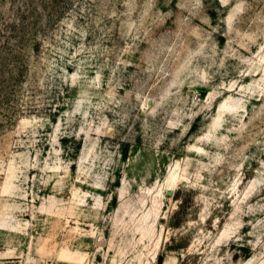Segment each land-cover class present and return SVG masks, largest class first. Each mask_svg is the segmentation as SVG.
I'll list each match as a JSON object with an SVG mask.
<instances>
[{
    "label": "rangeland",
    "instance_id": "obj_1",
    "mask_svg": "<svg viewBox=\"0 0 264 264\" xmlns=\"http://www.w3.org/2000/svg\"><path fill=\"white\" fill-rule=\"evenodd\" d=\"M0 264H264V0H0Z\"/></svg>",
    "mask_w": 264,
    "mask_h": 264
},
{
    "label": "trees",
    "instance_id": "obj_2",
    "mask_svg": "<svg viewBox=\"0 0 264 264\" xmlns=\"http://www.w3.org/2000/svg\"><path fill=\"white\" fill-rule=\"evenodd\" d=\"M159 261H160V259H159Z\"/></svg>",
    "mask_w": 264,
    "mask_h": 264
}]
</instances>
